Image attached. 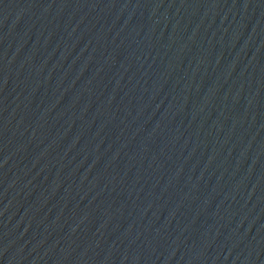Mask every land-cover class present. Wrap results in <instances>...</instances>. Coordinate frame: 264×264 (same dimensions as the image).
I'll use <instances>...</instances> for the list:
<instances>
[{"label": "water", "instance_id": "1", "mask_svg": "<svg viewBox=\"0 0 264 264\" xmlns=\"http://www.w3.org/2000/svg\"><path fill=\"white\" fill-rule=\"evenodd\" d=\"M0 264H264V0H0Z\"/></svg>", "mask_w": 264, "mask_h": 264}]
</instances>
